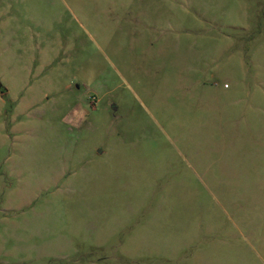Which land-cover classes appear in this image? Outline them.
Segmentation results:
<instances>
[{
	"label": "rangeland",
	"instance_id": "rangeland-1",
	"mask_svg": "<svg viewBox=\"0 0 264 264\" xmlns=\"http://www.w3.org/2000/svg\"><path fill=\"white\" fill-rule=\"evenodd\" d=\"M0 264H264V0H0Z\"/></svg>",
	"mask_w": 264,
	"mask_h": 264
}]
</instances>
